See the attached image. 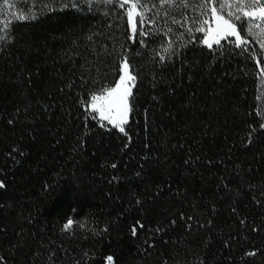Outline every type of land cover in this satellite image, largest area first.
I'll return each instance as SVG.
<instances>
[{"label": "trees", "instance_id": "trees-1", "mask_svg": "<svg viewBox=\"0 0 264 264\" xmlns=\"http://www.w3.org/2000/svg\"><path fill=\"white\" fill-rule=\"evenodd\" d=\"M27 1L36 19L0 17V264H264V48L245 25L248 44L208 48L193 0H146L136 35L116 4ZM125 59L121 132L88 106Z\"/></svg>", "mask_w": 264, "mask_h": 264}, {"label": "snow or ice", "instance_id": "snow-or-ice-1", "mask_svg": "<svg viewBox=\"0 0 264 264\" xmlns=\"http://www.w3.org/2000/svg\"><path fill=\"white\" fill-rule=\"evenodd\" d=\"M89 2H91V0H89ZM102 2L108 5L116 4L121 9H124L130 23H132L133 18L137 16L139 17V23L141 25L145 22L142 9H146V0H102ZM175 2L176 0H161L162 4L171 5ZM209 2H211V0H209ZM125 5L128 7L125 8ZM205 7H207V5H205ZM9 8H16L15 0H3L2 4H0V14L7 17L9 15L7 9ZM224 9H228V18L220 14ZM211 12L216 26L215 28L209 27L206 29L203 25H208L210 22L208 19L202 21L201 26L195 29L197 32L205 33L203 39L199 41L200 43L212 48L213 44L220 45L221 40L235 37L236 47L248 44V40L244 39L241 35L243 30L236 24V21H240L242 17H244L249 21L247 27L248 35L254 37L260 43V47L264 48V0H219V10L217 8H212ZM12 16L20 21L37 18L29 9H17L12 12ZM11 23L12 21L7 19L4 21L5 31L10 29ZM189 31H192V29H189ZM133 33L134 35L137 34L135 26H133ZM138 35H147V33L140 31ZM0 39H3V36H0ZM164 51L167 52L168 49L165 48ZM163 58L164 57L161 56V59ZM129 65V60H123L121 63L122 74L115 82V86L105 87L98 94L94 93L91 96L92 110L99 114V118L102 121L107 120L108 123L112 124L114 127H119L121 132L124 131V128L120 125L127 123V115L131 110L130 105L134 99V93L127 84L128 82L134 84L136 76L128 71ZM261 126L264 127V125ZM112 167H115V165H112ZM3 187H5V185L0 182V188ZM75 223L73 218L69 217L67 222L63 225L62 230L71 231ZM80 227H84V224L81 223ZM133 234H136L135 228L133 229ZM249 255H255V253H249ZM108 260L111 262L113 258L109 257Z\"/></svg>", "mask_w": 264, "mask_h": 264}, {"label": "rangeland", "instance_id": "rangeland-1", "mask_svg": "<svg viewBox=\"0 0 264 264\" xmlns=\"http://www.w3.org/2000/svg\"><path fill=\"white\" fill-rule=\"evenodd\" d=\"M70 1H72V2H77V1H81V0H70ZM91 1H94V0H91ZM95 1H96V0H95ZM160 1H161V0H160ZM193 2H194V3L192 4L191 1H190L187 7L189 8V11L191 12V15H196V16H195V17H196L195 19H196V21H197V24H196L197 27H200V26H201L202 21H203L204 19H208L210 23H209L208 25H203V27H205L206 29L209 28V27L215 28L216 25H215V22L213 21V18H212V12H211V9H212V8H217V9L219 10V0H211V2H209V0H193ZM15 3H16V8H9V9H7L8 13H9L10 15H8L7 17L3 16L2 14L0 15V17H1V19H2V23H4V21H5L6 19L9 20V19H11V18L13 17V16H12V12H13V11H16L17 9H29V6H28L29 3H28L27 0H15ZM205 5H207V7H205ZM127 7H128V6H127ZM127 7H126V8H127ZM10 9H13V11L10 12V11H9ZM142 11L144 12V15H153V14L148 13V11H147L146 9H142ZM227 11H228V9H224L223 11L220 12V14H221V15H224L225 18H228V17H227ZM176 15H178V14H176ZM137 17H138V16H137ZM137 17H134V18H133V22L130 23L132 34H134V33H133V26L136 27ZM248 22H249V21H248L247 18L242 17V19H241L240 21H236V24H237V25H238V24L245 25V29H246V32H247ZM201 33H202V32H201ZM247 34H248V33H247ZM204 35H205V33H202V39H203ZM231 39L235 40V37H230V38H228V39H226V40H231ZM223 41H225V40H221V42H223ZM221 42H220V43H221ZM202 45L205 46V47H207V46H206L205 44H203V43H202ZM213 46H217V45H216V44H213ZM213 46H212V47H213ZM208 48H209V47H208ZM128 71H129L131 74H133L132 71H131L130 66H129ZM121 74H122V73H120V75H121ZM134 85H135V82H134V84H133L132 82H128V84H127V86H129V87L131 88V91H133ZM114 86H115V85H114ZM91 103H92V101H90L88 108H89V110H90L91 112H93V113L96 115V117L99 119V121H100L101 123H104V124H106V125H109V126H111V127H114L112 124L108 123L107 120H103V121H102V120L99 118V114L96 113V112H94V111L92 110V108H91ZM128 118H129V112H128V115H127V122H128ZM126 124H127V123H123V124H121L120 126L124 128ZM114 128H117V129L120 130L119 127H114Z\"/></svg>", "mask_w": 264, "mask_h": 264}]
</instances>
